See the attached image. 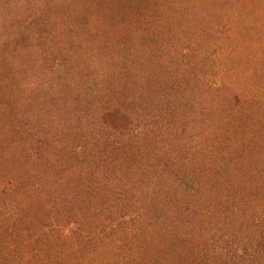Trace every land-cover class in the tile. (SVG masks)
I'll return each mask as SVG.
<instances>
[{"label":"rangeland","instance_id":"1","mask_svg":"<svg viewBox=\"0 0 264 264\" xmlns=\"http://www.w3.org/2000/svg\"><path fill=\"white\" fill-rule=\"evenodd\" d=\"M61 1L46 32L36 20L30 37L0 30V222L14 225L12 264H190L220 251L227 264H261L264 0ZM5 2L0 28L37 18L43 0H13L14 12ZM157 20V47L144 45ZM248 90L254 125L236 116ZM113 110L122 118L106 119ZM230 133V185L205 194L206 175H185L191 148L215 165ZM175 190L188 201L174 203ZM166 231L199 256L185 247L177 263ZM245 243L256 263H239Z\"/></svg>","mask_w":264,"mask_h":264},{"label":"trees","instance_id":"2","mask_svg":"<svg viewBox=\"0 0 264 264\" xmlns=\"http://www.w3.org/2000/svg\"><path fill=\"white\" fill-rule=\"evenodd\" d=\"M34 1L37 2V1H40V0H34ZM53 1L52 0H45V1L43 0L42 4H40L39 6H37V9H36L37 14H38L37 18L35 17L32 20H28V17L24 18L25 21H28V23H26L25 21H21V22L18 21L16 23V25L12 24L11 26H5L3 28H0V30L3 31V32H6L8 34L7 35V38H10L11 39V37H9V35L10 36L15 35L16 38H17V34L20 35V36H22V34H23L24 37H30V34H32V30H30L25 25H28L29 24V26H30L31 23L34 20H36V24L35 25L36 26L38 25L41 28L40 32L41 31H45L48 28L49 24H52L53 25V28L56 27V26H58V25H56L58 23V19H57V21H55L54 18H52V20H50L49 13H50L51 8H53V6H52L53 4L56 5L58 3L59 4L58 6H60L61 2H63V1H61V0H60V2H55V1L53 2ZM0 2H1L0 4L3 5V0H0ZM9 2H13V0H8V1L6 0L5 6L7 5L9 7L10 11L14 12L15 10L12 8V3L8 4ZM29 7H28V5H25V10H27V8L29 9ZM47 7H49V9H46ZM1 12H2V8H0V14H1ZM66 12L68 14V10L65 9V12H64L62 8H59V12H58V15L59 16H58V18L62 20L64 14H66ZM79 13H80V11L77 14H79ZM67 18L70 19L69 14H68ZM160 22L158 20L153 22L155 25H156V23L158 24V28H157L158 31L157 32H154V33H152L151 30H150L151 29V24L149 25V27L147 28V31H148L149 35H147L146 40H142V43H144V45H151V46L157 47V43L156 42L153 43L155 40H152V39H153V36H158L159 34H161L162 28H160V26H161ZM45 23H48V25H46ZM3 24L4 23H1L0 22V27H2ZM35 25H33V26L31 25V26L32 27H36ZM134 25L135 24H133V23L126 24L124 27L123 26L122 27L120 26L119 29L120 30H126V27L128 29H132V28H134ZM139 26L141 28L142 25H139ZM113 27H114V25L112 24V27L110 29L113 30ZM48 29L50 30V28H48ZM114 29H117V27L114 28ZM36 30H37V27H36ZM144 39H145V37H144ZM144 49H145V46H144ZM21 50H23V49L18 46V47L13 48L12 51H15L14 55L15 54L16 55H19L22 52ZM10 51H9V53H10ZM6 57H7V55H6ZM6 57L4 59H6ZM8 62H9L8 65L11 66V68L14 67V64H12V62L10 61V59H9ZM20 80L22 81V78H20ZM0 83H2V82H0ZM20 83H18V81L16 80V83L14 81L12 84L19 85ZM245 92L247 93V94H244V95L246 97V101L248 103V106H246V110H243V111H241V109L239 110L243 114V117L239 118L238 115H236V116H237V119L246 118L247 121L249 120V118H251V123L253 124L254 122L252 120H254V118L251 115H253V111H254L253 109L256 106H254L253 105V102L250 101V100H248V99H250L251 97L254 99V96H253V94L252 95H248L249 93H253V92H251L249 90L248 91H245ZM259 107H260V105H259ZM117 117L118 118H122V114H120L119 112L116 113L113 110V112H110L109 114H107L106 119L107 118H109V119H111V118H117ZM251 126L252 125H248L247 128H251ZM231 136H232L231 133L228 134V136H225L227 138H225V141H222L223 142V145L216 144L217 145V148H218V151L221 152V153H219V152L217 153L218 156H220V154H223V152H224V155H222V157L226 155V149L227 148H225L224 146L226 144V141L230 140ZM253 137H255V136H253ZM157 143H158V140H157ZM124 144L128 145V141L127 140H126V142L124 141ZM119 145H122V142H120ZM213 147H215V145ZM136 149L138 151V147ZM160 149L162 150V148H160ZM260 149H261V147L258 150L260 151ZM205 150H206V148H205ZM167 151H168L167 154H170L171 151H169V150H167ZM191 152H193V153L190 156H188V162L189 163L187 162L185 164V168H186V174L185 175L186 176H190V177H194L195 175H197V177H199V176L201 177L203 175H206L207 178L209 179V182H208V185H206V187L203 189L206 192L205 194H208L211 189H212L211 191H214V193L217 192L218 194H221L224 191H226L228 189L229 185H230V184L229 185L227 184L229 180H227L226 178H224V174L221 173L223 171L225 174H227V171L226 170H228V168H229L228 164L226 163V160L224 159L225 157H223V159H222L221 156L220 157L217 156V162H216V164L215 165H212L211 164V160L214 159V158L213 157H208L207 158V156H206L207 150L204 151L203 148L201 150H199V149H193L192 150V148H191ZM194 152L196 153V155H193ZM208 152H211V151H208ZM262 152L263 151H261V153ZM13 154H15L14 151H13ZM136 154L138 155V153H136ZM138 160L135 161V162L140 164V161H138ZM230 161H232V159H230ZM135 162H133V157H132L131 160L129 161V164H133ZM217 164H218V166H217ZM144 165H147L148 167H150V166L152 167L153 163L149 160L147 162H144ZM143 167L144 166L141 163V165L139 166V168H143ZM147 169H149V168H147ZM179 169H181L180 166H179ZM151 172L143 171V174L140 176L141 181L147 180L149 178ZM228 175H229V172H228L227 176ZM180 186H182L181 183H180V185L178 184L176 186V188L179 190L180 189L179 188ZM127 188H128L127 192H130L129 186H127ZM180 191L187 192L188 191L187 185L183 186V189H180ZM201 193H202V191H201ZM205 194H202V195H205ZM133 196H134V194H133ZM37 197H38V195L32 194L30 196V198H29V201L32 198V200L36 202L38 200ZM169 197L170 198H173L172 201L174 203L184 202L183 200H186V202L188 201L186 198L183 197V195L182 196H177V190H175V192L169 193ZM25 199L28 200V198H25ZM27 202L28 201H25L24 203H27ZM31 208H33V206H30V205L29 206H27V205L24 206V212L25 211H30ZM23 217H25V216H23ZM233 217H235L237 219L239 217L238 216V213H237L236 216H233ZM7 220H8V223H7V221H4L3 224L0 222V264H12V262H13V259L12 258L14 257L13 255L14 254H17L18 255L20 253L19 250L14 251L12 249L10 252H8V253L13 254L10 257V256H7L8 255L7 253H4L3 252V249L6 248V247H8L7 245L9 244V242L5 241V238H6V240H11V241L13 240L12 242H14V238H15L14 232L12 231L14 229V225L12 224V222L9 223V220L10 219H7ZM234 223H236V222H234ZM10 224L12 225L11 227H10ZM169 232L171 233L172 230H169ZM167 234L170 237V235H169L168 232H167ZM168 236L167 235H164V237H166V239H168ZM172 236L170 237L171 243L174 246L177 247L175 250L178 249V252L175 251L176 253L175 254H172L170 257H172L173 255H176V258H172V259H175V261H177V263H180L181 260L183 261V258H179V257H182L185 254L190 255L189 251H182L185 247H189V246H187V243L186 244H183L184 242H183V240L180 237H178V236L174 237V235H172ZM161 240H162V238H161ZM245 244H244V252L242 253L243 256L240 257V261L238 260L239 263H242L243 261H245L246 263H248V259H252L251 262L256 263V261H255L256 254H254L253 251L251 252V250H250L251 249L250 248L251 246L247 245V243H245ZM188 249H191L192 257L193 256H195V257L196 256H199V254L195 255L193 253L195 250H192V247L191 246ZM220 252H222V251H220ZM220 252H218V256H217L218 258H212V257H210L207 260V258H204V256H202V258L201 257H198L194 261H192L190 264H227L226 261L225 262H222V260H221L222 257L220 255ZM249 254L251 255L250 256L251 258H248L249 257L248 256ZM261 256L263 257V260H262L261 264H264V253H262ZM238 261H236V262H238ZM229 264H231V262H229ZM233 264H235V262Z\"/></svg>","mask_w":264,"mask_h":264}]
</instances>
